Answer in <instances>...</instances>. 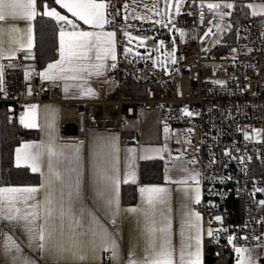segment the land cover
<instances>
[{
	"label": "snow or ice",
	"instance_id": "snow-or-ice-1",
	"mask_svg": "<svg viewBox=\"0 0 264 264\" xmlns=\"http://www.w3.org/2000/svg\"><path fill=\"white\" fill-rule=\"evenodd\" d=\"M54 4L71 13L79 21L99 31L78 30L77 24L62 15L55 7H50L47 0H0V60L11 61L17 52L26 53V58L32 57L35 44L34 21L37 16L49 17L61 25L59 29V59L48 63L46 69L39 73L42 79L49 81H64V91L75 90L73 96H92L94 90L89 86L91 77H100L108 69L106 61L111 59L112 69L116 68L115 33L103 31L105 10L108 5L101 0H54ZM180 0H177L175 12L180 14ZM165 7H171L165 0ZM233 3H208L207 8L218 15L223 21L230 12H221V8L231 10ZM253 17H264V4H248ZM157 15L167 17L168 12H157ZM20 22L24 27L18 26ZM160 23L161 21H156ZM169 23L171 19L169 18ZM71 26V30H66ZM219 29V26H217ZM211 32V29H209ZM124 35L129 43L139 40L143 46L145 37H132L127 32ZM184 33L181 31V37ZM175 44V41H173ZM164 41H160V48ZM125 55L131 49L125 48ZM235 51V49H233ZM174 52V49H173ZM167 55L175 63L173 53ZM155 63V61H154ZM4 64L0 63V91L3 90ZM28 72L25 73L27 79ZM74 83H69V82ZM223 86L222 82L215 81ZM54 112V110H49ZM186 116L193 115L184 110ZM47 119V115H46ZM20 123L25 128L36 127V106L29 108L27 117L22 115ZM49 141L40 145L24 144L16 149V167L24 165L32 172H39L41 184L39 187H0V225L7 228L0 233L3 236V252L8 264H37V261L24 249L39 254L40 259H46L49 264H86L95 261L102 252L110 253L114 264H203V238L205 229L202 216L195 212L192 204L201 202L199 173L188 172L186 168L180 171L187 173L184 179L171 180L165 174V181L180 185H189L182 190L179 207L180 227L178 242H174L173 219L170 189L159 186H144L139 188L141 203L137 207L128 208L126 214H131L136 225L137 236L129 250L126 259L122 260L118 244V233L109 231L100 222L96 213L85 204V188L91 189L94 201L100 210L110 220L115 228L120 216V185L136 183L134 161L137 159V149L127 148L125 161L127 171L121 180L120 145L117 136H94L87 154L84 144L58 145L54 135V121L48 124ZM165 133L169 130L165 126ZM255 137L244 133L245 140L256 139L262 135L260 130L253 129ZM166 149H145L144 152L159 154ZM225 155L230 153L225 152ZM142 159H151L144 155ZM163 158L162 156L160 157ZM250 160L251 157H248ZM244 163V158H239ZM194 163V161H192ZM46 166L47 172L42 169ZM256 191H264L257 188ZM264 209V200L258 202ZM215 220L222 224L221 216ZM260 223L264 224V220ZM223 227L207 229L209 238H217ZM19 232V235L15 233ZM12 233V234H10ZM21 237L24 239L21 240ZM235 235H228L227 242L235 253V264H258L259 257L256 248H264L260 237L247 235L240 237L245 245L237 246ZM256 240V247L246 246Z\"/></svg>",
	"mask_w": 264,
	"mask_h": 264
},
{
	"label": "built area",
	"instance_id": "built-area-1",
	"mask_svg": "<svg viewBox=\"0 0 264 264\" xmlns=\"http://www.w3.org/2000/svg\"><path fill=\"white\" fill-rule=\"evenodd\" d=\"M107 2L108 30L117 39V66L107 75L114 89L107 92L101 87L93 98H62L54 87L43 91L38 66L26 68L29 61L17 57L3 62L0 114L6 110L19 122L32 105H56L59 134L64 140H82L93 131L121 135L124 125L140 114H156L162 126L181 131L180 140L187 149L185 160L197 167L200 175L202 200L198 210L209 228L227 229L208 240L235 264L228 235L238 238L234 242L237 246L245 245L240 239L245 235L264 241V224L260 223L264 209L258 204L264 200V191H256L264 189V19L239 20L234 40L223 38L210 50L218 36L216 19L207 8L214 2L188 0L174 20L176 52H169H173L175 63L170 68L168 56L165 72L146 54L125 55L123 38L124 32L146 37L157 49L150 37L168 41L162 37L164 32L169 34L167 26L125 20L124 11L134 9L130 0ZM126 82L135 87L130 96L124 94ZM185 109L193 115L186 116ZM253 129L261 131V142L244 139L245 132L255 137ZM241 157L244 163L239 162ZM216 216H221L222 224ZM257 243L251 240L246 246L256 247ZM256 250H260L255 253L258 264H264V248Z\"/></svg>",
	"mask_w": 264,
	"mask_h": 264
},
{
	"label": "crops",
	"instance_id": "crops-1",
	"mask_svg": "<svg viewBox=\"0 0 264 264\" xmlns=\"http://www.w3.org/2000/svg\"><path fill=\"white\" fill-rule=\"evenodd\" d=\"M39 1V0H38ZM132 1L137 2L139 0H130V3L134 6V9H139V5H134ZM97 2H101V0H97ZM104 3L108 5L107 0H103ZM57 11H59L62 15H66L69 19H72L78 26V30H85V31H99V29H92L89 25H86L83 23V21L77 20L75 17H72L71 13H68L66 10L61 9L58 5L55 7ZM131 10V11H133ZM38 11H42V9H39ZM131 11H124V18L127 17V20L130 19V12ZM39 16H37L38 18ZM36 18V19H37ZM49 18V17H48ZM105 19L107 23L104 26L103 31L105 32H110L108 30L109 26V18H108V8L105 10ZM139 20L138 18H135V21ZM175 19H172V22H174ZM36 21V20H35ZM34 21V24H35ZM146 22V21H142ZM148 22V21H147ZM19 27L23 28L25 25L23 22H20L18 24ZM61 26V25H60ZM66 30H71V26H67ZM34 32H35V25H34ZM59 44H60V37L58 33V54L56 60H58L59 57ZM115 47H116V55H117V39L115 36ZM35 48L32 49V57H33V51ZM17 57H23L25 61H31L34 60L33 58H26V53L23 51L17 52L15 58ZM14 58V59H15ZM13 60V59H12ZM55 60V61H56ZM5 61H9L7 59L0 60V63H3ZM54 61V62H55ZM35 63V62H34ZM53 63V62H52ZM113 63L111 59L106 61V64L109 66L107 71L100 77H91L89 86L94 90L95 95L92 96H73V92L75 91L70 90L69 93H65L64 91V81H49L46 79H42L39 75V73L43 72L46 67L42 70L38 68V81L41 89L43 91L49 90L51 88H56L59 92V95L62 98H93L96 97L97 91L102 87L107 90V92H111L113 90V84L107 81V75L109 71L112 69L110 65ZM69 83H74V82H69ZM36 106V127L33 128H25L20 121L17 122L20 126L25 128L28 131H33L36 132L37 134V139H25L21 142V144L17 148H22L24 144H32V145H40L41 143L47 144L49 141V128L48 124L50 122L54 121V128L55 132L54 135L56 137V143L58 145H78L81 142H83L85 148V154L88 152V148L90 146L91 140L94 136H117L119 137V145H120V171H121V180H123L125 172L127 171V165L125 161V155H126V149L127 148H136L137 149V159L134 161L135 165V173H136V183L129 181V183L125 184L121 182L120 185V193H119V201H120V209L121 213L120 216L117 218V226L114 228L113 225L110 223V220L107 216L104 215L103 211L100 210L99 205L97 202L94 201L93 193L90 188L86 186L85 188V204L87 207L92 210L93 212L96 213L97 217L100 219V222L104 224L105 227L109 229V231L117 232L118 235V244L120 247V253L122 260L126 259L130 248L132 247L134 243V239L137 236V231H136V225L134 223V218L131 216V214H126L125 210L128 208H133L137 207L141 203V196L139 192L140 187L144 186H159V187H165L170 189L171 192V207H172V219H173V232H174V242H178L179 239V227H180V217H179V207H180V201L182 197V190L186 187L191 186V182L189 185H180L176 183H168L165 181V174H166V169L167 175L170 177L171 180H181L184 179L187 173L180 171V169L186 168L188 172L192 173H199L197 167L192 166L187 163L185 160V152L186 148L183 150L182 146H179L176 142H170L168 143L167 141L164 140L163 134H162V129L159 125V118L156 114H148L145 115L141 119V114L139 115L137 120L129 121L124 125V129L122 134L120 135L116 131H111V132H99V131H93L88 133L82 140L78 139H70V140H64L61 139L60 134H59V122H60V111L59 108L56 105H50V104H37ZM54 110V112H49V110ZM29 112V109L25 110L23 115L27 117V114ZM47 115V119H46ZM144 115V114H143ZM92 125H95L94 122L92 121ZM145 149H166L165 151L160 152L159 154H156L154 152H148L145 153ZM151 155V159H142L140 157L144 155ZM163 157L162 159L160 157ZM15 166H16V150H15ZM149 160H162L164 162V174H163V181L159 184H151V185H145L140 182V164L143 161H149ZM18 168V167H17ZM19 168H25L28 169L32 174L38 175L40 177V184H41V179L42 177L40 176L39 172H32L30 168L21 165ZM43 171L47 172L46 166L42 169ZM199 180H200V175H199ZM38 186H13V187H39ZM137 185L138 188V200L137 203L134 206H129L126 207L123 204V187L125 185ZM0 187L1 186L0 184ZM201 188V185H200ZM201 200H202V188H201ZM198 205L199 204H192V208L195 212H199L198 210ZM200 213V212H199ZM202 216V215H201ZM203 218V216H202ZM202 224L203 228L205 229L204 233V238H203V264H207L206 262V244L208 240L207 236V229L209 228L207 226V223L205 219H202ZM0 228L3 229V231H8L7 228H3V225H0ZM12 234V233H10ZM15 235H19V232L15 233ZM24 238L21 237V240ZM26 254L31 255L36 261L37 264H49V261L46 259H40L39 254L36 252H31L29 249L25 248L24 249ZM260 250H256V254H259ZM0 264H8V261L6 260L3 252V236L2 233H0ZM86 264H114L113 260L110 258V253H105L102 252L99 254V257L95 260H89L86 262Z\"/></svg>",
	"mask_w": 264,
	"mask_h": 264
},
{
	"label": "trees",
	"instance_id": "trees-1",
	"mask_svg": "<svg viewBox=\"0 0 264 264\" xmlns=\"http://www.w3.org/2000/svg\"><path fill=\"white\" fill-rule=\"evenodd\" d=\"M211 2H224L236 0H204ZM50 7H57L54 0H47ZM40 0L38 1L39 6ZM249 9L246 6L235 7L229 17L230 32L224 36L231 42L235 37V25L239 20H249ZM264 19V17H254ZM35 48L33 57L40 70L44 69L48 63L56 60L58 54V33L60 25L48 17L39 16L35 21ZM135 87L130 82L124 84V94L130 96ZM140 94L142 90H137ZM137 92V93H138ZM25 139H37L36 132L28 131L12 120L6 110L0 114V184L3 187L13 186H38L40 177L32 174L28 169L17 168L15 166V150ZM140 182L145 185L159 184L163 181L164 162L162 160L143 161L140 164ZM123 204L126 207L134 206L138 200L137 185H125L123 187ZM207 264H230V258L220 248L213 246L209 240L206 244Z\"/></svg>",
	"mask_w": 264,
	"mask_h": 264
},
{
	"label": "rangeland",
	"instance_id": "rangeland-1",
	"mask_svg": "<svg viewBox=\"0 0 264 264\" xmlns=\"http://www.w3.org/2000/svg\"><path fill=\"white\" fill-rule=\"evenodd\" d=\"M187 1L188 0H180V4H179L180 12H181L183 6H185ZM225 2H229V1L214 2V3H225ZM132 3L135 6L139 5L140 8L135 9V10L130 12L129 16H130L131 20L138 18L139 20H135L136 22H142V21L147 22L148 21V22L155 23L159 26H167V29H168L170 37H171V41H164V47L160 48V41L162 39L158 38L156 40L154 36H151L150 38L154 42V46L157 47V49H154L153 44H149L148 39H145L143 46H141L139 40H132L131 43H129L128 38L124 35V38H123L124 50H125V48L131 49V51L128 54H146L147 56H149V58L152 60L153 63L155 61L154 65L156 67L167 72L168 71V67H167L168 55H167V53L169 52L170 49L171 50L174 49V52H176L175 24H174V22L169 23L168 21H169V18L172 21V19H176L179 16L175 12V6L177 3V0H169V4L171 5V7H168V8L165 7V0H139L137 2L132 1ZM230 3H233L235 5V7L237 5L247 7L248 4H256V5L264 4V0H236V1H232V2L230 1ZM235 7L231 10L224 9V8H221L219 10L221 12H230V15H226L224 17L223 21H221V19L218 15H216L214 12H212V16L216 19L215 27L218 30V36L210 44V46H209L210 50L214 49L217 45H219L220 41L224 38V36L230 32V27H231L230 24L231 23L228 21V19L231 16V14L233 13V11L235 10ZM158 11L161 13L167 11L168 16L165 17L162 15H157L156 13ZM249 13H250V16L253 17L251 15V9H249ZM124 19L127 20V17H125ZM156 21H161V22L157 23ZM217 26H219V29ZM129 35L132 37H136V36H133L132 34H129ZM173 41H175V44H173ZM204 46H207V44H203V47ZM111 87H113V89H114V86L111 85ZM144 116L145 115L141 114V116H140L141 119ZM159 125L162 129V134H163V138L165 141H167L168 143L176 142L179 146H182L181 145L182 143L180 140L181 131L179 129H172V128L167 127L169 131L167 133H165V130H164L165 127L162 126L160 120H159ZM182 148H183V146H182ZM184 149L185 148H183V150ZM185 153H187V149H186Z\"/></svg>",
	"mask_w": 264,
	"mask_h": 264
},
{
	"label": "water",
	"instance_id": "water-1",
	"mask_svg": "<svg viewBox=\"0 0 264 264\" xmlns=\"http://www.w3.org/2000/svg\"><path fill=\"white\" fill-rule=\"evenodd\" d=\"M61 27V26H60ZM67 27V26H66ZM162 37L166 38L168 41L170 40L169 34L168 32H164L162 34ZM146 38V37H145ZM171 53H173L172 51H170ZM172 66V58L169 57V67L171 68ZM37 67V64L33 62V60L29 61V63L26 65V68H35Z\"/></svg>",
	"mask_w": 264,
	"mask_h": 264
}]
</instances>
